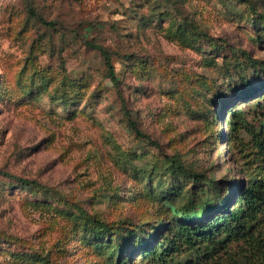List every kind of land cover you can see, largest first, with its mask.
Returning <instances> with one entry per match:
<instances>
[{"label": "rangeland", "instance_id": "rangeland-1", "mask_svg": "<svg viewBox=\"0 0 264 264\" xmlns=\"http://www.w3.org/2000/svg\"><path fill=\"white\" fill-rule=\"evenodd\" d=\"M263 103L264 0H0V264H202L177 212L249 180L225 120Z\"/></svg>", "mask_w": 264, "mask_h": 264}, {"label": "trees", "instance_id": "trees-1", "mask_svg": "<svg viewBox=\"0 0 264 264\" xmlns=\"http://www.w3.org/2000/svg\"><path fill=\"white\" fill-rule=\"evenodd\" d=\"M28 9L30 19H37L48 26L54 25L46 22L31 5ZM97 49L106 61L111 81L116 84L118 79L109 51L101 47ZM254 92L251 90L249 95ZM249 103L246 102V105ZM227 115L224 138L231 144L230 149L235 148L236 151L230 152V156L235 159L238 155L244 166L237 165L236 169L246 174L249 180L238 185L231 198L223 196L217 181L209 180L205 198L198 205L191 198L177 212L182 223L180 235L175 237L173 243L182 246L184 253L196 252L202 264H264V103L256 105L254 112H246L243 106H239L228 110ZM131 126L138 136L158 145L142 133L134 122H131ZM242 134H246L248 140ZM19 181L27 187H38L31 180ZM101 225L100 231L108 230L102 222ZM151 246L149 239H145L141 249L147 251L146 256L153 261H163L164 253ZM234 246L235 251H232ZM186 264L197 263L189 261Z\"/></svg>", "mask_w": 264, "mask_h": 264}]
</instances>
